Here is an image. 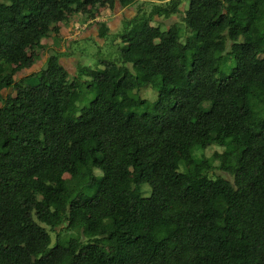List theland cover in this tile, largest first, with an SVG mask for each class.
Here are the masks:
<instances>
[{
	"label": "trees",
	"instance_id": "16d2710c",
	"mask_svg": "<svg viewBox=\"0 0 264 264\" xmlns=\"http://www.w3.org/2000/svg\"><path fill=\"white\" fill-rule=\"evenodd\" d=\"M133 1L0 0V264H264V0H168L125 16L143 27L90 79L51 50L15 80L58 22ZM145 86L147 110L124 104Z\"/></svg>",
	"mask_w": 264,
	"mask_h": 264
},
{
	"label": "rangeland",
	"instance_id": "374dc122",
	"mask_svg": "<svg viewBox=\"0 0 264 264\" xmlns=\"http://www.w3.org/2000/svg\"><path fill=\"white\" fill-rule=\"evenodd\" d=\"M168 0H136L133 1L131 4H129L127 9L131 7V9L128 10L132 11V16L137 14L139 10L149 13L152 11V7L154 5H162L163 3L167 2ZM188 6V1L184 2V7L187 8ZM99 7V8H98ZM97 11L100 15H104L105 13H108L109 17H114V10H105L103 7L98 6ZM107 9V7H104ZM135 11H134V10ZM139 12V15L141 14ZM160 14L163 15V11L161 10L159 12ZM98 18H101L99 16ZM103 18V17H102ZM107 18V16L105 17ZM87 16L81 14L79 12L78 15L72 17V21L69 23H61L58 22L56 25L59 29L58 34H52L51 37L42 39L41 43L38 45L36 52H37V57L31 67L28 69H24L22 71H19L15 75V80H19L20 78L29 75L31 73L38 72L41 70L43 67H45L50 50L56 49L60 51L64 56L68 57V53H73L72 55H69L71 58V62H69L70 66H75L76 63L77 65H84L85 66V71H84V76L90 79V76L93 74V70L97 68V60L98 58L101 57H115L118 56L119 49H124L126 48V44L122 43L120 34L124 32L128 36H132L136 31H139L143 25L144 21L137 20L133 23V25L129 28H125L124 30V23H125V18L123 19L122 23L117 27L112 28V30L109 31L108 35L103 39L98 38V34L95 35L94 37H88L85 39L79 38L81 32L84 30L85 32H91V23L86 24ZM104 19V18H103ZM99 19L100 21L104 20ZM163 22H166L168 24H173V23H178L181 21V15H173L170 18H163ZM93 24V23H92ZM154 25L155 23H152ZM78 27L79 25L83 26L85 29H80L78 34H75L73 29L75 30L76 26ZM85 25V26H84ZM87 34V33H86ZM61 36H64L66 39H63ZM257 37L259 42L264 48V26L261 27L258 32H257ZM69 41V42H68ZM68 42V43H67ZM69 44V47L67 46ZM264 56V53L262 54ZM100 67V66H98ZM94 68V69H93ZM117 68V67H115ZM225 74H228V70H225ZM4 95L7 93L14 94L15 91L13 89L10 90H4ZM139 96H141L142 99H147V103L141 106H136L135 101H132L130 99H125L124 104L126 106H131L133 107V110L137 112H143L147 110L150 107V104L156 99L157 97V87H152V86H145L142 87L138 91ZM255 96L264 103V89L261 87H257L254 91ZM86 100L84 101H77V107H83L85 105H88L90 101H92L95 97V92H87L86 93ZM256 98H253L252 101L256 103ZM213 151H221V148L218 147H211L208 148L204 151H196L195 154L196 156L205 155V156H210ZM177 158L180 161V170L186 174L187 177L193 179V171L195 169L193 161L189 157H183L179 153L177 154ZM139 175V171L135 170H130V172L127 174L126 179H125V187L127 189H130L133 186L134 179ZM214 175H224L220 171H216ZM226 176V175H225ZM64 178L67 182L68 187L71 186L70 182V174L65 173ZM144 194L149 193V188L148 186H143ZM63 234L66 235V237L69 235V232L64 230ZM53 240L55 239V234H52ZM109 252L112 254L114 251L112 248H108Z\"/></svg>",
	"mask_w": 264,
	"mask_h": 264
},
{
	"label": "crops",
	"instance_id": "0c3cea01",
	"mask_svg": "<svg viewBox=\"0 0 264 264\" xmlns=\"http://www.w3.org/2000/svg\"><path fill=\"white\" fill-rule=\"evenodd\" d=\"M128 7H125V8H122L120 11H118V12H114V17H109L108 16V13H105L103 16L102 15H100L99 13H97V15H96V17L95 18H89V19H87L86 20V23H85V25L88 23V24H90L91 23V32H85L84 30L81 32V34H80V37L79 38H82V39H85V38H88V37H94L95 35H97V34H99L98 33V26H97V23L99 24H101V23H106L107 25H108V27L110 28V30H112V28H114V27H118L121 23H122V21H123V19L125 18V16H127V17H131V13H132V11L130 12L129 11V14H128V10L129 9H131V7L129 8V9H127ZM103 9H105V10H107V11H109L108 9H106V8H104L103 7ZM134 10V9H133ZM135 11V10H134ZM99 16H101V18H98ZM107 16V18H105ZM104 19H103V18ZM99 19H103L104 21H100ZM93 23V24H92ZM87 24V25H88ZM84 25V26H85ZM76 26V25H75ZM79 26H81V25H79ZM134 26V25H133ZM83 28V26H81V28L80 29H82ZM86 28V27H85ZM85 28H83V29H85ZM73 31H74V29H73ZM80 31V30H79ZM79 31H78V33H79ZM87 33V34H86ZM63 39H66L64 36H61ZM46 39V38H45ZM69 42V41H68ZM67 42V43H68ZM68 45V44H67ZM52 50V49H51ZM50 50V51H51ZM54 50V49H53ZM56 50V49H55ZM58 51V50H57ZM72 60H71V58L68 56V57H64V62H67L68 64H69V62H71ZM70 65V64H69ZM26 69H28V68H26ZM24 70V69H23Z\"/></svg>",
	"mask_w": 264,
	"mask_h": 264
},
{
	"label": "built area",
	"instance_id": "2783aa9c",
	"mask_svg": "<svg viewBox=\"0 0 264 264\" xmlns=\"http://www.w3.org/2000/svg\"><path fill=\"white\" fill-rule=\"evenodd\" d=\"M88 19H89V18H88ZM80 28H81V26H78V27L76 26V28H75V30H74V33H75V34H78V31L80 30Z\"/></svg>",
	"mask_w": 264,
	"mask_h": 264
}]
</instances>
